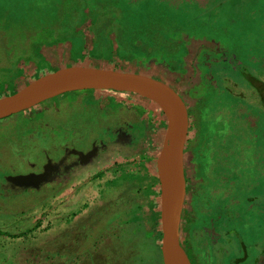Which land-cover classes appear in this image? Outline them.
<instances>
[{"label":"rangeland","instance_id":"rangeland-1","mask_svg":"<svg viewBox=\"0 0 264 264\" xmlns=\"http://www.w3.org/2000/svg\"><path fill=\"white\" fill-rule=\"evenodd\" d=\"M148 1L0 0V97L69 66L166 82L189 116L176 249L190 264H259L264 0ZM166 126L154 100L110 88L0 119V264H161L148 231L161 233Z\"/></svg>","mask_w":264,"mask_h":264},{"label":"water","instance_id":"water-1","mask_svg":"<svg viewBox=\"0 0 264 264\" xmlns=\"http://www.w3.org/2000/svg\"><path fill=\"white\" fill-rule=\"evenodd\" d=\"M122 89L154 100L167 120L156 168L160 188V252L163 264H190L176 254L178 225L185 192L184 146L189 127L187 107L166 82L146 74L89 66H69L45 74L0 97V119L62 94L90 89ZM179 251V250H177Z\"/></svg>","mask_w":264,"mask_h":264},{"label":"trees","instance_id":"trees-1","mask_svg":"<svg viewBox=\"0 0 264 264\" xmlns=\"http://www.w3.org/2000/svg\"><path fill=\"white\" fill-rule=\"evenodd\" d=\"M123 2H125V1H123ZM152 0H149L148 1V5L149 6H152ZM86 6H88V8H89V10H91L92 8L91 7H89V5H87V3H86ZM125 10L124 11H126V13L128 12V11H130V13H132V12H134V13H132V16H133V18H131V20H135V21H137V18L136 17H138V13L136 12V10H134L132 7H130L128 4H125ZM114 9V8H113ZM120 9V8H119ZM93 10V9H92ZM114 12H115V10H113ZM137 11H140L139 9L137 10ZM3 10H1L0 9V24L1 23H3V21H2V17H3ZM94 14H95V12H91L90 13V15L89 14H87V15H85V14H83V16L81 17L82 19H84V17L85 16H90L94 21L93 22H96V21H98V19H97V17H94ZM19 15V14H18ZM136 16V17H135ZM10 22H11V24L13 25V26H17V25H20L21 24V19H20V21H18V22H16V21H12V20H10ZM100 22V24L102 23L101 22V20L99 21ZM136 23V22H135ZM132 24V23H131ZM94 25V24H93ZM118 27V26H117ZM94 29V28H93ZM93 46H94V43H93ZM121 163H114V164H112V166H110V167H117V166H119ZM109 168H105V169H103V170H101L100 172H98V176L99 175H101L102 173H104L105 171H107ZM210 220V219H209ZM201 221V220H200ZM202 222V221H201ZM155 231H153V229H149V231H148V233L149 234H152V235H158V236H160L161 235V233H159V232H155ZM152 258V257H151ZM243 260V257H239V258H236L235 260H234V262H240V261H242ZM161 264H163V263H161Z\"/></svg>","mask_w":264,"mask_h":264},{"label":"crops","instance_id":"crops-1","mask_svg":"<svg viewBox=\"0 0 264 264\" xmlns=\"http://www.w3.org/2000/svg\"><path fill=\"white\" fill-rule=\"evenodd\" d=\"M97 67V66H96ZM262 90H264V85H262V87H260ZM264 95V92H263ZM263 97V96H262ZM262 104H264V97L261 98ZM264 106V105H263ZM244 246V245H243ZM245 247V246H244ZM264 256V254H262ZM247 256L244 254L243 259L246 258ZM257 261V259L255 258V262ZM259 264H264V257H262L261 260L258 261Z\"/></svg>","mask_w":264,"mask_h":264},{"label":"flooded vegetation","instance_id":"flooded-vegetation-1","mask_svg":"<svg viewBox=\"0 0 264 264\" xmlns=\"http://www.w3.org/2000/svg\"><path fill=\"white\" fill-rule=\"evenodd\" d=\"M211 52H215V51H211ZM96 118H100V117H99V116H96ZM84 138H86V137H84ZM81 139H82V138H81ZM88 141H89V139L87 140V142H88ZM90 146H91V145H90ZM66 149H67V148H66ZM66 149H65V150H66ZM65 150H63V152H64ZM40 157L42 158V156H38L37 159L40 158Z\"/></svg>","mask_w":264,"mask_h":264},{"label":"bare ground","instance_id":"bare-ground-1","mask_svg":"<svg viewBox=\"0 0 264 264\" xmlns=\"http://www.w3.org/2000/svg\"><path fill=\"white\" fill-rule=\"evenodd\" d=\"M176 254H178V257H180V258L182 257V256L180 255L179 251H177V250H176Z\"/></svg>","mask_w":264,"mask_h":264}]
</instances>
